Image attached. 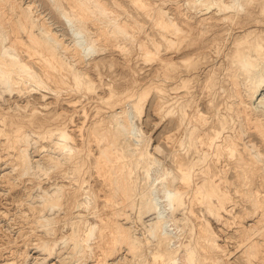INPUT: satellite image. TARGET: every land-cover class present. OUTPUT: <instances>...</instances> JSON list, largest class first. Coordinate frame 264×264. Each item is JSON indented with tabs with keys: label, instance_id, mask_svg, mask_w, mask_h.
<instances>
[{
	"label": "bare ground",
	"instance_id": "obj_1",
	"mask_svg": "<svg viewBox=\"0 0 264 264\" xmlns=\"http://www.w3.org/2000/svg\"><path fill=\"white\" fill-rule=\"evenodd\" d=\"M39 1L0 0V182L37 188L39 264H264V0Z\"/></svg>",
	"mask_w": 264,
	"mask_h": 264
},
{
	"label": "rangeland",
	"instance_id": "obj_2",
	"mask_svg": "<svg viewBox=\"0 0 264 264\" xmlns=\"http://www.w3.org/2000/svg\"><path fill=\"white\" fill-rule=\"evenodd\" d=\"M39 2L42 4V7H43L44 6V0H40ZM15 26H17V25H15ZM32 65L35 68H37L35 64H32ZM152 65L154 66V64H152ZM152 65H145V66L142 65L143 66V69H142L143 73L141 75H145L146 72H149L150 68L153 67ZM120 72H122V70L120 69V66H115V67H109V66L103 67L102 66L101 67V73H102L101 79L104 82L113 81L114 86H116L118 90L121 89V88H125L123 86H127V83H126L125 80H124L125 81L124 82L123 79L120 78V76H119ZM97 74L99 75V72L92 71V76H94V78L97 81V83H99L100 77H98ZM47 95L49 96V94H47ZM63 96L67 97V96H69V94L67 95L66 93H64ZM33 101L35 103L37 102L38 106H39V102L42 103V100L39 99V97H37V96H36V99L35 98L33 99ZM154 101H155V97L154 96H151L148 99L147 104H146V108H145V112L140 117L139 122H140V124L142 126V129H143L144 133L147 136L151 137V141H152L153 145L163 146L164 145L163 144V136L165 134L164 130H170L173 126H172V122L169 121V120H167L166 122L165 121H161L162 119H161L160 114L154 109V105H155ZM92 106H93V104L89 108V112L93 113L94 112V108L91 109ZM77 117L78 116H76V121H78ZM43 144L45 145L46 142L44 141ZM156 155H158V154H156ZM158 157H159V155H158ZM4 158L5 157H2V160ZM160 158L162 159L163 157H160ZM167 160L165 159L166 164L171 165L170 160L169 159H167ZM0 164H1L0 165V170H1V169H3L5 167V164L2 163V161H0ZM1 173H0V175H1ZM14 174H15V172H14ZM228 174L231 175V172L228 173ZM22 180H23L22 178H18L17 177V179H16V177H15L14 185L11 184V185H9L7 187L4 186V184L0 182L1 183L0 184V191H1L0 192V213H1L0 214V229H1L0 230V262L1 263L0 264H3V261H5L7 258H9V255H8L9 254V252H8L9 251V247L12 244H14L15 240H16V242L18 244L20 243L19 246L22 247V248H26L28 246L27 248L29 249V252L31 251L30 252L31 256H29V258H28V262L29 263H33L34 262V264H39V262L41 261L40 259H41L42 255L39 254L38 252H36L35 249H32L33 244L35 243V239H34V236H33L34 232L31 233V231H30V230L35 231V229L39 230V228H33V223L31 221H28V220L25 222L26 219H24L25 218L24 216H26L29 213V211L27 209V206L29 205L28 204V201H29V198H30L29 196H31V193L35 194L37 188L32 187V181L28 180L27 177H24V181L23 182H22ZM34 180L36 181V179H34ZM45 181H47V179L46 180L43 179V181H42L43 185H46V183L48 182V181L47 182H45ZM1 186H3V187H1ZM25 186H26V188H25ZM12 187H13V189H12ZM235 197H237V195ZM35 205H38V204H35ZM239 207H240V205H239ZM231 226H235V224H233ZM213 227L215 228V230L218 232V234L220 235V237L222 239L225 237L224 240L227 241L226 244L227 245L229 244V247L231 249H233L235 247V244L232 243L234 241V239H232L233 241L231 239L227 240L226 236H228L232 232V229H235V228L231 227L230 228L231 230L228 229V231H227V229L223 228L220 225H217L214 222H213ZM20 229H21V231H20ZM37 230L35 232H37V233L41 232V231L39 232ZM25 235H26V244L23 241V238L25 237ZM7 237L11 240V243L7 242ZM13 238L14 239L16 238V239L13 241L12 240ZM12 241H13V243H12ZM234 249L235 250H233V251H235V252L238 250L237 248H234ZM235 254L237 255V253H235ZM33 257H36V258H33ZM14 261H19V260H14ZM52 261H55L54 258L51 259L50 262H52Z\"/></svg>",
	"mask_w": 264,
	"mask_h": 264
}]
</instances>
